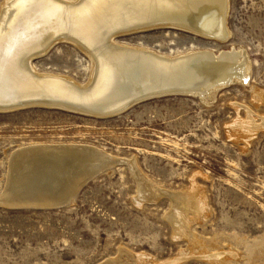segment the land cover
<instances>
[{"label":"rangeland","instance_id":"1","mask_svg":"<svg viewBox=\"0 0 264 264\" xmlns=\"http://www.w3.org/2000/svg\"><path fill=\"white\" fill-rule=\"evenodd\" d=\"M226 26L223 41L175 28L118 39L164 55L245 51L249 81L232 83L210 98H153L110 118L50 107L0 113V195L9 155L30 144L89 146L115 164L88 182L71 206L0 204V264H100L116 258L120 248L133 253L137 264H157L188 252V242L167 220L170 199H143L134 169L163 192H203L197 196L210 212L190 226L211 252L225 253L227 264H249L264 253V128L255 127L264 118V0H229ZM34 64L81 83L89 78V60L69 43H59ZM233 130L249 134L236 138ZM182 264L210 263L191 257Z\"/></svg>","mask_w":264,"mask_h":264},{"label":"bare ground","instance_id":"2","mask_svg":"<svg viewBox=\"0 0 264 264\" xmlns=\"http://www.w3.org/2000/svg\"><path fill=\"white\" fill-rule=\"evenodd\" d=\"M228 10L229 0H37L28 4L6 0L0 9V108L40 104L106 114L157 93H185L206 99L232 83H247L251 73L245 51L203 49L164 55L118 40L150 29L175 28L223 41L229 35ZM59 43L74 45L89 60L87 82L37 69L34 61ZM262 123L255 127L264 128ZM233 133L236 138L249 134L239 130ZM106 155L78 144L20 147L9 155L0 204L15 209L52 203L90 170L114 164V158ZM137 170L133 171L140 196L148 201L163 195L169 198L172 210L167 220L176 236L189 244L188 252L157 264H182L191 257L210 264L230 262L223 257L224 252H211L191 229L193 221H202L210 212L205 200L197 196L203 192H163ZM125 249L120 248L116 258L100 264H135L138 260ZM248 260L249 264H263L264 253Z\"/></svg>","mask_w":264,"mask_h":264},{"label":"water","instance_id":"3","mask_svg":"<svg viewBox=\"0 0 264 264\" xmlns=\"http://www.w3.org/2000/svg\"><path fill=\"white\" fill-rule=\"evenodd\" d=\"M175 95H186L185 93H157L155 95H151L148 97H141L140 99H137L136 101H133V103H130L129 107L115 112V113H106V114H96V113H85V112H81V111H76V110H72V109H66L64 107L61 106H44V105H40V104H24V105H19V106H11V107H5V108H0V113H5V112H12V111H16V110H21V109H25V108H30V107H50V108H58V109H62L65 111H70V112H74V113H79V114H83L86 116H91V117H96V118H110V117H114V116H118L120 114H122L123 112H125L126 110L130 109L132 106L146 101V100H150L153 98H159V97H164V96H175ZM106 169V168H105ZM104 168H97L94 170H90L89 172H87V174L83 175L79 181L73 186V188L68 192L65 193L64 195L57 197V199H55V201H53L52 203H44L41 205H37V206H30L27 208L24 207H19V206H15V208H24V209H43V210H53V209H59L62 207H66L68 205H70L71 203H73L77 197V194L79 193V191L91 180H93L99 173H101L102 171L105 170ZM71 194V195H70Z\"/></svg>","mask_w":264,"mask_h":264},{"label":"snow or ice","instance_id":"4","mask_svg":"<svg viewBox=\"0 0 264 264\" xmlns=\"http://www.w3.org/2000/svg\"><path fill=\"white\" fill-rule=\"evenodd\" d=\"M21 3L23 4H28V3H35L37 0H20ZM49 3L54 2V0H48Z\"/></svg>","mask_w":264,"mask_h":264}]
</instances>
